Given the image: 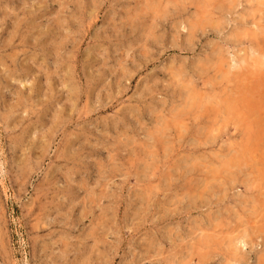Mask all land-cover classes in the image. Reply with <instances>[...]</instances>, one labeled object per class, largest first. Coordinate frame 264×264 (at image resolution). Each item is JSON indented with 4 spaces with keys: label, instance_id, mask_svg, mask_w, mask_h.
<instances>
[{
    "label": "rangeland",
    "instance_id": "rangeland-1",
    "mask_svg": "<svg viewBox=\"0 0 264 264\" xmlns=\"http://www.w3.org/2000/svg\"><path fill=\"white\" fill-rule=\"evenodd\" d=\"M263 147L264 0H0V264H264Z\"/></svg>",
    "mask_w": 264,
    "mask_h": 264
},
{
    "label": "bare ground",
    "instance_id": "bare-ground-1",
    "mask_svg": "<svg viewBox=\"0 0 264 264\" xmlns=\"http://www.w3.org/2000/svg\"><path fill=\"white\" fill-rule=\"evenodd\" d=\"M238 104V103H237ZM264 148V147H263Z\"/></svg>",
    "mask_w": 264,
    "mask_h": 264
}]
</instances>
